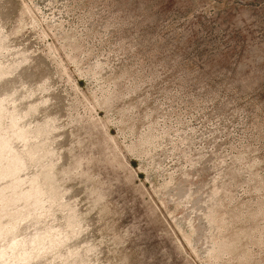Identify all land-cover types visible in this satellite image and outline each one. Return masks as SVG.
Wrapping results in <instances>:
<instances>
[{
    "label": "rangeland",
    "instance_id": "374dc122",
    "mask_svg": "<svg viewBox=\"0 0 264 264\" xmlns=\"http://www.w3.org/2000/svg\"><path fill=\"white\" fill-rule=\"evenodd\" d=\"M0 109V264H264V0H0Z\"/></svg>",
    "mask_w": 264,
    "mask_h": 264
},
{
    "label": "bare ground",
    "instance_id": "6f19581e",
    "mask_svg": "<svg viewBox=\"0 0 264 264\" xmlns=\"http://www.w3.org/2000/svg\"><path fill=\"white\" fill-rule=\"evenodd\" d=\"M2 111L0 109V119H1ZM14 123V120H13ZM25 130L20 132L19 136L25 135ZM0 139V179L6 178L8 176L13 177V180L10 184L2 186L0 188V237L6 236L16 225V220L18 217L13 215L11 217V221L8 224H3L1 221L2 217V210L9 206L10 203H13L16 199H32L34 198V202L41 200L40 197L44 196L45 191L39 186L37 178H32L31 184L26 189H20V183H21V177L16 176L18 170H20L25 164L26 159L24 158L23 154L18 153L17 151H14V146L9 139L10 136H6L5 134ZM51 186V185H50ZM188 199V198H187ZM30 210V209H29ZM20 213V212H19ZM25 214V213H24ZM17 242L13 241L11 243V249H14L17 247ZM15 250V249H14ZM32 251V250H31ZM31 251H24L23 253H20L21 262H26L32 258V255H34ZM22 252V251H21ZM35 253V252H34ZM8 252L6 250L0 251V259L6 256ZM13 264V263H9Z\"/></svg>",
    "mask_w": 264,
    "mask_h": 264
}]
</instances>
